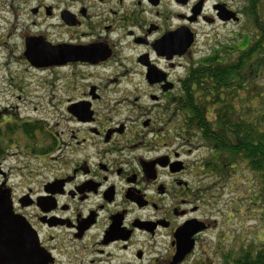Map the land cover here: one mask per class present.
I'll return each mask as SVG.
<instances>
[{
    "label": "flooded vegetation",
    "instance_id": "1",
    "mask_svg": "<svg viewBox=\"0 0 264 264\" xmlns=\"http://www.w3.org/2000/svg\"><path fill=\"white\" fill-rule=\"evenodd\" d=\"M0 17L59 114L2 103L0 202L52 264H171L185 238L194 248L180 264L206 254L212 180L228 172H213L202 132L214 125L197 123L194 107L243 113L246 38L264 31V0H0ZM220 68L230 88L205 93L196 80Z\"/></svg>",
    "mask_w": 264,
    "mask_h": 264
},
{
    "label": "trees",
    "instance_id": "2",
    "mask_svg": "<svg viewBox=\"0 0 264 264\" xmlns=\"http://www.w3.org/2000/svg\"><path fill=\"white\" fill-rule=\"evenodd\" d=\"M243 60L245 84L243 113L239 114L236 109L232 110L230 106L220 103L218 107L223 108L222 110L218 108L206 116L202 114L201 107L210 103L202 99L197 102V107H194V118L197 123L214 125L213 128L202 132L204 143L212 151L208 160L211 162L213 172H228L227 176L218 177L220 181L226 182L225 185L239 184L235 180L236 177L246 179L237 171L238 168H242L244 175L247 173L258 187L257 191L252 193L254 200L249 203L248 208H253L259 213L258 209H264V89L259 87V81L264 76V31H259L257 38H246ZM207 80L208 82L196 80L198 87L205 93L219 89L227 90L231 85L230 76L225 75L222 68L217 74L212 75L211 80L209 78ZM191 86L190 79L182 83V89L186 92L191 91ZM213 100L221 102L218 99ZM187 102L190 108L193 104L192 99L188 98ZM226 108L231 110L227 112ZM221 256L224 264H264V244L239 246L236 250L226 253L221 251ZM191 264L205 263L195 259Z\"/></svg>",
    "mask_w": 264,
    "mask_h": 264
},
{
    "label": "rangeland",
    "instance_id": "3",
    "mask_svg": "<svg viewBox=\"0 0 264 264\" xmlns=\"http://www.w3.org/2000/svg\"><path fill=\"white\" fill-rule=\"evenodd\" d=\"M25 19L26 17L23 16L21 21H25ZM11 25V19H2L0 17V43L4 42L7 48L6 51L0 49V92L5 94V97L0 98V106L6 105L8 101L15 105L20 103V107L23 110L25 108L29 109L38 118L50 116L52 121L55 122L59 114L58 111L50 107L51 104L48 102L50 93L48 95V91L45 88V74H36L29 70L27 66L18 62L19 48L22 43L17 37L18 34L16 36V31L9 29ZM21 31L25 30H18L17 33ZM9 32L12 35L7 36ZM17 45L18 47L16 48ZM9 48L13 52L10 58L8 57ZM9 81H11V85ZM16 87H19L20 90L15 89ZM259 87L264 89V76L259 81ZM59 95V92H55L57 100ZM16 97H20L21 101L16 100ZM54 122L53 124H55ZM57 130L60 131L61 127H58ZM209 152L210 150L204 151L200 149L196 156L203 159ZM237 171L246 177V179L244 177H236L235 180L239 184L225 185L226 182L213 177V220L217 221V230L214 229L212 232L211 243L207 247L206 254H200L201 250L198 248L195 257L188 259L184 264H191L195 259L202 260L205 264H224L221 251L226 253L227 251L236 250L239 246L246 247L250 244L259 246L264 244V209L256 208V210H259V213H257L253 208H248L249 203L254 200L252 193L257 191L258 187L247 173L244 175L242 168H238ZM235 211H239V213L237 214ZM224 215L228 218L227 220H224ZM83 245L90 246L91 242L86 241ZM112 252L116 256L113 260L115 263L132 260L131 253ZM89 259H91V256L87 257L86 261L89 262Z\"/></svg>",
    "mask_w": 264,
    "mask_h": 264
},
{
    "label": "water",
    "instance_id": "4",
    "mask_svg": "<svg viewBox=\"0 0 264 264\" xmlns=\"http://www.w3.org/2000/svg\"><path fill=\"white\" fill-rule=\"evenodd\" d=\"M8 197L0 202V264H52V257L39 247L35 234L28 236V225L13 214ZM194 244L185 238L178 241L171 264H180Z\"/></svg>",
    "mask_w": 264,
    "mask_h": 264
}]
</instances>
